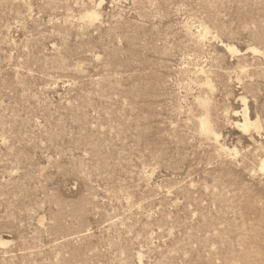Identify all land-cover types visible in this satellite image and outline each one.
Instances as JSON below:
<instances>
[{"label": "rangeland", "instance_id": "374dc122", "mask_svg": "<svg viewBox=\"0 0 264 264\" xmlns=\"http://www.w3.org/2000/svg\"><path fill=\"white\" fill-rule=\"evenodd\" d=\"M0 264H264V0H0Z\"/></svg>", "mask_w": 264, "mask_h": 264}, {"label": "bare ground", "instance_id": "6f19581e", "mask_svg": "<svg viewBox=\"0 0 264 264\" xmlns=\"http://www.w3.org/2000/svg\"><path fill=\"white\" fill-rule=\"evenodd\" d=\"M247 125V124H246ZM249 126V125H248ZM203 130L206 132H210V127L207 122L203 123Z\"/></svg>", "mask_w": 264, "mask_h": 264}]
</instances>
